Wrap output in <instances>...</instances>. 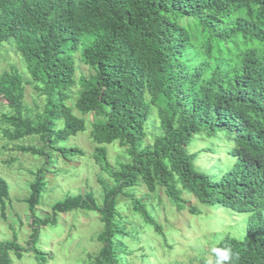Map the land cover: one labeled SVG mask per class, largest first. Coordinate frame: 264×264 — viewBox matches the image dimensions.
Instances as JSON below:
<instances>
[{
  "label": "trees",
  "instance_id": "1",
  "mask_svg": "<svg viewBox=\"0 0 264 264\" xmlns=\"http://www.w3.org/2000/svg\"><path fill=\"white\" fill-rule=\"evenodd\" d=\"M184 19L193 23L183 25ZM4 44L15 47L31 79L26 82L14 66L0 74V100L14 112L1 116L13 129L4 136L16 142L37 137L39 146L18 148L45 164L29 186L27 247L16 235L0 243V264H12L11 252L19 259L32 252L45 264L41 227L73 212L100 215L102 247L93 264H125L119 243L128 234L119 197L160 231L153 212L132 192L140 184L151 194L164 189L179 208L188 193L209 209L246 215L243 239L222 236L213 264H264V0H0V55ZM77 57L94 71L82 79L74 104L82 117L67 104L77 85ZM26 84L43 98L33 118L23 109ZM154 111L159 126L152 132ZM89 114L94 158L112 184L101 182V202L91 192L69 196L43 219L36 207L43 173L55 160L50 150L66 160L83 156L64 143L85 131ZM201 133H222L232 143L233 163L224 171L197 167L199 154L189 147ZM114 143L125 150L116 169L104 147ZM10 194L0 177L3 218Z\"/></svg>",
  "mask_w": 264,
  "mask_h": 264
},
{
  "label": "rangeland",
  "instance_id": "2",
  "mask_svg": "<svg viewBox=\"0 0 264 264\" xmlns=\"http://www.w3.org/2000/svg\"><path fill=\"white\" fill-rule=\"evenodd\" d=\"M180 23L188 25L193 20L184 19ZM12 66L19 70L26 82L31 80L15 47L4 44L0 55V74L9 71ZM93 74V69L81 63L77 57V85L71 90L72 99L67 104L78 117L82 115L74 104L83 89L82 79ZM42 104L43 98L38 97L33 86L26 84L23 106L25 115L35 117ZM3 114L9 116L14 112L8 109L5 101L0 100V177L5 178L11 188L6 218L2 217L0 210V243L12 241L16 235L19 245L26 248L32 234L33 221L27 204L29 186L35 181L37 172L44 168L45 160L18 148V145L39 146L37 137L28 136L16 142L9 141L4 136V132L13 129L1 119ZM153 117L152 132L159 126L155 111ZM83 118L86 121L85 131L70 137L64 143L66 147L81 149L83 156L66 160L61 157L60 152L50 150L55 160L43 173L45 187L40 204L36 207L37 215L43 219L52 218L53 204L69 196L91 192L101 202L104 188L101 182L112 184L108 174L94 158L96 144L90 134L93 114ZM232 146L222 133L215 137L201 133L195 137L189 151L199 154L197 167L212 174L224 171L233 163V159L228 156V150ZM104 147L108 151L110 166L116 169L125 160V150L118 143ZM132 192L136 199H142L153 212L160 231H156L136 215L126 198L119 197V209L123 216L121 223L128 234L119 243V254L124 256L125 264H213V250L222 236L229 234L239 239L244 237L246 215L209 209L188 193H183L182 198L186 204L179 208L162 188L151 194L140 184ZM102 231L100 215L96 212L57 215L54 225L41 227L39 248L46 254L45 264H93L94 257L102 247L98 236ZM10 259L12 264H38L32 252H24L20 259L11 252Z\"/></svg>",
  "mask_w": 264,
  "mask_h": 264
},
{
  "label": "clouds",
  "instance_id": "3",
  "mask_svg": "<svg viewBox=\"0 0 264 264\" xmlns=\"http://www.w3.org/2000/svg\"><path fill=\"white\" fill-rule=\"evenodd\" d=\"M224 258L227 259V255L226 254H225Z\"/></svg>",
  "mask_w": 264,
  "mask_h": 264
}]
</instances>
